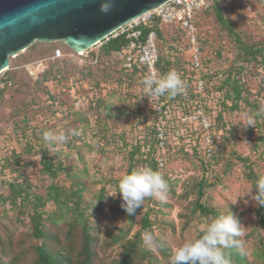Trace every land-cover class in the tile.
Returning <instances> with one entry per match:
<instances>
[{"label":"rangeland","instance_id":"obj_1","mask_svg":"<svg viewBox=\"0 0 264 264\" xmlns=\"http://www.w3.org/2000/svg\"><path fill=\"white\" fill-rule=\"evenodd\" d=\"M249 1L250 10L242 8L234 0H218V5L224 18L232 24L244 43L262 44L264 47V0ZM198 28L199 39L203 41V58L212 73H219V80L233 67H242L238 75L242 95L258 106L259 111L254 113L253 108L239 102L238 109L223 112L227 129L231 128L227 148L230 149L233 143L232 149L247 157L250 165L262 169L264 174V61L239 58L234 63L239 53L236 42L218 25L213 9L209 8L199 15ZM99 45L75 53L62 41L34 42L9 58L8 68L0 73L1 77L5 72L4 75L11 81V85L6 86L0 95V195L7 191L6 181L18 175L27 177L31 192L44 194L47 180L38 172L37 143L40 141L49 155L69 168L73 180L84 187L82 207L88 217V232L92 235V264H113L122 250L121 244L133 241L137 247L135 249L148 252L159 260L158 249H150L144 244L143 232L137 234L141 215L147 209L149 231L162 243L161 249L168 251L166 260L162 258L160 262L171 264L174 249L183 242L196 239L205 220L211 222V217L191 213L195 197L189 187L196 181L199 171L194 161L189 163L188 157L183 158L182 154H178L176 162L182 164L177 169L172 168L168 174L169 194L166 201L146 198L135 216H128L121 208L118 183L128 165L127 152L121 140H131L132 130L137 129L135 116L141 103L134 94L139 95L141 101L143 98L137 86L130 89V96H125L123 90L115 87L110 92L104 87L95 88L91 80L85 77L84 72L90 66V52L97 51ZM56 50L60 51V57H54ZM56 67L60 71L70 72L66 80L56 83L52 75L47 74L46 81H41L45 71H55ZM48 94L55 96L54 103ZM97 103L102 105L98 111L95 110ZM249 116L253 117L252 126L248 125ZM70 129L80 130L82 134L69 136L67 142L56 144H49L42 138L45 131L67 134ZM106 131L114 145L103 146ZM222 133L221 129L216 133L219 143L223 142ZM27 139L32 142L30 153L25 150ZM173 141L179 144L176 137ZM225 152L227 154L228 150ZM172 156L175 157L174 154ZM6 162L9 165L5 167ZM245 171L240 162L234 160L233 156L226 157L224 153L219 161L218 180L205 190L201 202L215 207L218 215L226 214L230 208L241 222L242 234L236 238L239 249L250 253L256 247L264 255V233L254 222L255 201L251 199L254 194L245 178ZM61 178H64L63 174ZM17 181L20 182L21 178H17ZM100 189H104L103 215L95 209ZM52 208L51 202H47L44 211ZM70 221L71 218L67 216L47 230L53 233L57 231V236L62 237V232L67 229L66 223ZM1 227L0 237L5 227L12 233L13 240L20 242L14 252L21 255L20 264H32L36 239L29 234L27 216L11 209L7 203L0 205ZM120 237L121 240L113 242ZM258 237L263 238V242L260 243ZM139 263L148 262L140 260Z\"/></svg>","mask_w":264,"mask_h":264},{"label":"trees","instance_id":"obj_2","mask_svg":"<svg viewBox=\"0 0 264 264\" xmlns=\"http://www.w3.org/2000/svg\"><path fill=\"white\" fill-rule=\"evenodd\" d=\"M210 8L213 9L215 19L218 25L223 28L226 34L234 40L239 50L238 56L235 59L240 60H257L264 61V47L259 44L249 45L244 43L239 34L233 29L232 24L223 16L222 10L218 5V0H212ZM141 38L145 36L148 31L155 32L159 48V59L156 63L158 77L163 76L170 70H176L181 74V78L185 83L183 92L177 94L175 97L169 98L167 95L160 98L166 102L171 109V112L186 113L191 110L195 104H199L204 112L210 117L211 132L214 142V151L209 158H204L199 149V141L194 138V132L186 129L184 136H178V145L173 141V131L167 133V144L163 156L166 158V164L162 170L164 178L168 179V174L171 169L181 167L182 163H177L176 155L182 154L183 158L188 157L189 163L194 161L197 165L198 174L196 181L189 187V191L194 194V201L192 203L191 213L197 212L202 217H211V220L219 216L217 209L210 205L201 202V197L205 190L214 186L218 180L219 161L225 153V156L231 157L237 162H240L245 171V178L248 181L253 194L256 190L254 188L256 182L264 178L262 169L256 168L248 162L247 157H242L233 148L228 149L230 144L231 128L227 129V123L223 119V112L226 110L238 109V103L243 102L248 107L253 108L254 113L259 111L258 106L249 102L242 93V86L238 78L239 71L242 67L235 66L223 79L219 80V73L216 71L212 73L207 61L203 58V67L205 72L201 77L205 81V86L201 93L195 91L196 74L188 70L189 62L187 56L179 51L178 47L183 44L184 38L180 28L172 27L171 25L162 24L155 19L148 26L140 27ZM129 42L124 34H117L114 37H109L101 41L97 51L90 52L89 67H87L85 77L96 87H104L109 90L115 89L123 90L125 96L132 94L130 89L139 87L141 89L140 95H135V98L140 100V109L135 116L136 131L131 133V140H122L124 143V150L127 152L128 165H126L123 175L130 172L132 169L148 165L154 170H159L156 163V156L160 152L155 139L156 118L153 116V110L149 107L147 96L144 92L143 86L139 81L145 78V68L133 65L132 70L128 71L122 66V60L115 56V53ZM201 42V50L203 52V41ZM238 59V60H237ZM97 71V72H96ZM68 71H60L55 68V71L49 69L42 75L41 81H46L47 74L52 75V79L56 83H61L69 76ZM0 77V95L6 86L11 85V81L4 75ZM118 86V87H117ZM130 90V91H129ZM48 98L54 103L55 96L48 94ZM230 101V103H229ZM229 103V104H228ZM96 104V111L101 109L102 105ZM148 111L144 113V111ZM258 116V114H257ZM223 131L221 138L223 142L219 143V135L217 131ZM107 131L104 132L105 145H114L113 140L107 137ZM134 133V134H133ZM120 140V138H118ZM188 139V142L186 140ZM26 152L30 153L31 139L26 140ZM229 142V143H228ZM222 143V144H221ZM219 144L222 145L219 148ZM224 144V145H223ZM38 155H39V174L44 176L47 180L45 192L42 195L31 192V184L27 177L18 175L12 180L6 181L7 191L0 195V205L4 206L6 203L11 209L17 210L20 214L27 216L30 222L29 234L36 239L33 246L35 253L34 262L32 264H92L94 253L92 251V235L88 232L89 222L85 215V210L82 207L83 198L82 192L84 187L82 183L74 181L70 169L65 168L63 164L56 160L54 156L49 155L48 150L44 149L43 144L39 141ZM115 146H118L117 144ZM122 146V145H121ZM226 150L228 153L226 154ZM175 155L173 157L172 155ZM182 158V159H183ZM6 162L4 166H8ZM160 171V170H159ZM61 174L64 178H61ZM17 178H21L18 182ZM122 176L120 177V179ZM68 180V182H62ZM104 200V189H100L97 197L96 211L103 215L102 202ZM47 202H51L53 208L44 211ZM143 206V205H142ZM2 208V207H1ZM140 209V208H139ZM138 210V209H137ZM149 209L141 215L137 234L150 230ZM253 215L255 217V225L264 233V206L256 204L253 208ZM70 217L71 221L67 224V229L62 232V237L57 236L56 232H50L47 228L55 226L59 220ZM1 227L0 229H2ZM3 235L0 237V264H20L21 255L15 254L16 245L20 244L18 240H13V235L8 230H2ZM203 233V229L197 233L196 238ZM120 238H115L113 242H118ZM258 241L263 242V238L258 237ZM18 242V243H17ZM78 245V246H77ZM19 246V245H18ZM78 248V249H76ZM121 252L113 264H140V260H146L147 264H163L160 260H166L168 251L158 249L159 260L148 252L135 249V243L128 242V244H121ZM19 249V248H18ZM226 255L231 257L232 264H264V255L254 247L250 253H245L238 248L224 249ZM12 253H14L12 255ZM23 254V252H20ZM146 254V255H145ZM23 257V256H22ZM251 258V260H250ZM138 259V260H137Z\"/></svg>","mask_w":264,"mask_h":264},{"label":"built area","instance_id":"obj_3","mask_svg":"<svg viewBox=\"0 0 264 264\" xmlns=\"http://www.w3.org/2000/svg\"><path fill=\"white\" fill-rule=\"evenodd\" d=\"M234 1L246 10L251 9L249 0ZM211 2L212 0H166L156 8L148 10L125 23L105 39L120 33L126 35L129 42L115 53V56L122 60V66L128 71L132 70L133 65L144 67L145 76L155 74L158 77L156 63L159 59V48L156 34L150 30L141 38L142 35L139 28L148 26L155 19L162 24L180 28L184 42L178 49L187 56L189 62L187 68L196 74L195 91L201 93L205 86V81L201 75L205 72V69L203 67L201 39L198 36V17L210 8ZM60 56V51L56 50L54 57ZM147 101L154 112L153 116L156 118L155 139L160 152L155 160L161 173L166 164V158L162 152L167 144V133L169 130L173 131V136L175 135L174 137L177 138L180 135L184 136L188 127L189 131L194 132V138L199 141V149L202 156L204 158L211 156L214 151L213 134L211 132L212 123L210 117L199 104H195L186 113L180 111L173 113L160 97L153 98L148 95ZM147 112L146 110L144 111V113ZM186 142H188V139Z\"/></svg>","mask_w":264,"mask_h":264},{"label":"water","instance_id":"obj_4","mask_svg":"<svg viewBox=\"0 0 264 264\" xmlns=\"http://www.w3.org/2000/svg\"><path fill=\"white\" fill-rule=\"evenodd\" d=\"M165 1L113 0L105 14L102 0H0V73L10 57L34 42L62 41L73 52H84Z\"/></svg>","mask_w":264,"mask_h":264},{"label":"clouds","instance_id":"obj_5","mask_svg":"<svg viewBox=\"0 0 264 264\" xmlns=\"http://www.w3.org/2000/svg\"><path fill=\"white\" fill-rule=\"evenodd\" d=\"M113 0H102L100 11L107 14L111 11ZM144 92L153 98L167 95L175 97L185 89L181 74L170 70L163 76L147 75L140 81ZM248 125L252 126L253 117L249 116ZM80 130L70 129L68 133L45 131L42 138L49 144L67 142L69 136H80ZM256 192L251 199L264 206V178L259 179L255 186ZM122 200L121 208L128 216H135L136 210L142 208L146 198L153 197L166 201L169 194V184L159 170L148 165L132 169L124 174L118 183V192ZM117 195V194H116ZM241 222L237 214L229 208L226 214L219 215L203 223V233L196 239L183 242L174 249L171 264H232L231 257L223 249L238 248L241 235ZM145 245L150 249H159L163 245L153 232L146 230L142 234Z\"/></svg>","mask_w":264,"mask_h":264},{"label":"bare ground","instance_id":"obj_6","mask_svg":"<svg viewBox=\"0 0 264 264\" xmlns=\"http://www.w3.org/2000/svg\"><path fill=\"white\" fill-rule=\"evenodd\" d=\"M77 52H81V50L77 51Z\"/></svg>","mask_w":264,"mask_h":264}]
</instances>
